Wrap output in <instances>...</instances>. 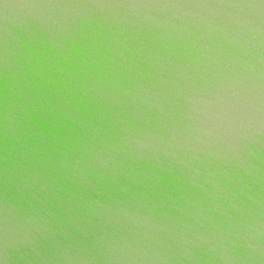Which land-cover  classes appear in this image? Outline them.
<instances>
[{
    "label": "water",
    "instance_id": "95a60500",
    "mask_svg": "<svg viewBox=\"0 0 264 264\" xmlns=\"http://www.w3.org/2000/svg\"><path fill=\"white\" fill-rule=\"evenodd\" d=\"M0 264H264V0H0Z\"/></svg>",
    "mask_w": 264,
    "mask_h": 264
}]
</instances>
